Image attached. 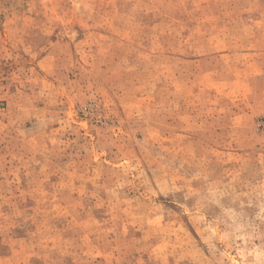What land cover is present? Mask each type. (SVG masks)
<instances>
[{
	"label": "rangeland",
	"instance_id": "1",
	"mask_svg": "<svg viewBox=\"0 0 264 264\" xmlns=\"http://www.w3.org/2000/svg\"><path fill=\"white\" fill-rule=\"evenodd\" d=\"M0 264H264V0H0Z\"/></svg>",
	"mask_w": 264,
	"mask_h": 264
}]
</instances>
